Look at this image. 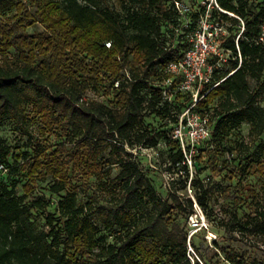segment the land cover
Masks as SVG:
<instances>
[{
    "label": "trees",
    "instance_id": "16d2710c",
    "mask_svg": "<svg viewBox=\"0 0 264 264\" xmlns=\"http://www.w3.org/2000/svg\"><path fill=\"white\" fill-rule=\"evenodd\" d=\"M124 2L119 11L104 0H0V129L10 124L26 132L36 115L62 140L55 149L37 144L17 156L0 134V175L18 174L29 183L19 195L17 184L0 176V264H202L189 256L181 206L160 198L130 151L156 148L164 137L172 165L189 174L179 142L149 128L146 118L171 115L176 123L189 100L179 94L164 101L160 84L170 77L168 65L191 47L188 36L200 13L183 28L172 0ZM218 4L227 13L215 11L213 19L230 25L221 47L233 60L216 69L214 83L220 84L199 111L211 117L218 102L213 146L233 152L224 142L243 124L264 142V107L251 84L264 88V46L257 43L264 0ZM35 25L44 30L29 32ZM89 92L108 101L88 100ZM48 178L54 212L51 199L33 196L35 184ZM191 185L206 209L207 185L198 176ZM188 205L192 214L191 198ZM235 219L241 231L264 232V222Z\"/></svg>",
    "mask_w": 264,
    "mask_h": 264
},
{
    "label": "rangeland",
    "instance_id": "374dc122",
    "mask_svg": "<svg viewBox=\"0 0 264 264\" xmlns=\"http://www.w3.org/2000/svg\"><path fill=\"white\" fill-rule=\"evenodd\" d=\"M258 1L253 0L254 3ZM104 2L107 6L119 11L125 3L124 0H104ZM202 2L203 0H185V8L188 10L189 17L200 12ZM189 20L191 23V19ZM229 26L227 24L226 28ZM28 30L33 33L43 31L44 28L42 25H35ZM194 33L188 36L189 42ZM229 36L231 32H227L226 29L223 38L219 35L215 37V40L218 43L220 39L224 43ZM226 58L228 61L233 60L231 55H227ZM251 84L254 89L259 90V103L264 107V88L255 81ZM86 98L108 101L107 96L94 92H89ZM217 105L218 102L215 101L210 107V118L214 120L212 130L217 121L214 117ZM29 124L26 132L25 129H17L10 124L1 126L0 134L7 140L17 156L26 150L32 151L30 148L32 145L40 144L49 150L50 148L55 149L62 141L57 133L46 132L38 116L31 115ZM175 124L171 115L161 117L152 113L146 118V125L149 128L158 132H166L171 138ZM263 143L262 138L256 140L250 135V127L247 124H243L224 142V148H232L233 152H222L213 146L211 135L197 147L191 163L186 160L185 163L183 162L188 167L189 174L182 166L172 165L170 154L173 150L164 137L160 139L156 148L138 146L130 150L133 154L132 159L152 179L160 198L168 200L172 205L181 206L179 219L189 233V256L192 260L198 259L202 264H206L205 256H208L212 264H236L229 262L227 258H232L236 262L241 260L245 264H264V232L254 229L241 231V228L234 224L235 221L237 222L236 214L243 221L255 218L257 221L264 222V217L261 215L264 213ZM199 150H204V153H199ZM14 159L15 157L11 161L13 162ZM212 164L217 165L218 169L214 170ZM220 169L221 172L218 171ZM118 171V168H115L114 174ZM0 176L9 184L16 183L19 195L24 194V184H29L18 174L4 172ZM197 176L210 190L206 209L198 204L195 190L191 185L192 180ZM50 183H52L50 178L45 182L38 181L35 184L33 196L43 195L48 200L51 199L53 204L49 210L54 212L57 198L54 199L48 191ZM189 198L194 203L192 214H189L191 212L188 205ZM41 223L44 224V221L42 220ZM43 227L47 228L45 225Z\"/></svg>",
    "mask_w": 264,
    "mask_h": 264
},
{
    "label": "built area",
    "instance_id": "2783aa9c",
    "mask_svg": "<svg viewBox=\"0 0 264 264\" xmlns=\"http://www.w3.org/2000/svg\"><path fill=\"white\" fill-rule=\"evenodd\" d=\"M172 1L183 21V28H188L190 17L185 8V1ZM202 3L198 27L192 36L191 47L183 59L168 65L166 73L170 77L164 79L160 84L163 89L164 101L172 103L179 94L189 96V100L184 102L183 111L178 116L172 138L179 142L185 154V160L190 163L200 143L212 135L211 118L208 113L200 112L199 106L205 97L220 84V82L214 83L215 71L228 61L226 56L230 55L229 51L221 47L223 41L219 39L217 43L215 40V37L219 35L223 38L226 29L215 19L213 20L215 11L227 12L219 6L218 0H203ZM243 31L244 22L242 21L241 34ZM257 43L264 46V25ZM107 46L109 47L110 44ZM239 58L241 61V54H239ZM0 170H4L3 166L0 167Z\"/></svg>",
    "mask_w": 264,
    "mask_h": 264
}]
</instances>
